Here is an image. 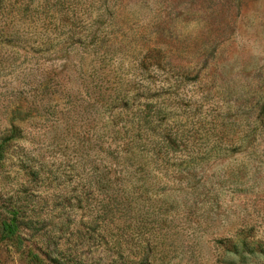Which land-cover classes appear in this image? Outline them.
Segmentation results:
<instances>
[{
	"label": "rangeland",
	"instance_id": "1",
	"mask_svg": "<svg viewBox=\"0 0 264 264\" xmlns=\"http://www.w3.org/2000/svg\"><path fill=\"white\" fill-rule=\"evenodd\" d=\"M49 242L264 264V0H0V264Z\"/></svg>",
	"mask_w": 264,
	"mask_h": 264
},
{
	"label": "trees",
	"instance_id": "2",
	"mask_svg": "<svg viewBox=\"0 0 264 264\" xmlns=\"http://www.w3.org/2000/svg\"><path fill=\"white\" fill-rule=\"evenodd\" d=\"M142 94V93H141ZM140 94V96H141ZM143 95V94H142ZM139 95L136 94L134 96V98H138ZM126 97L122 98V101H125ZM127 103L126 101L124 102L123 106H126ZM138 105H142L143 104H138ZM146 106L144 109H137L133 116H137L138 120H137V131H140L141 127L142 130L145 127V125L148 124L149 120H148V115L145 114V110H146ZM140 122H142V124H140ZM21 210L16 209L13 212H9V214L11 215V218H5L2 220L1 224H2V233L4 238L6 239H10L13 236H15L16 231L19 229V219L18 216L20 214ZM54 245V244H52ZM51 243L49 242L47 244V248L43 251L42 250V255H43V260L39 259L36 255L34 256V258L36 259V262H40L41 264H78V262L76 260H74L75 257H72L70 254L68 253H62L56 250V248L54 247L53 249L50 248Z\"/></svg>",
	"mask_w": 264,
	"mask_h": 264
}]
</instances>
